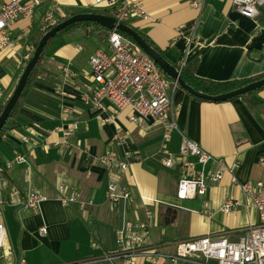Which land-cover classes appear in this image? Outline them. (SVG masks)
Here are the masks:
<instances>
[{
    "label": "crops",
    "instance_id": "crops-1",
    "mask_svg": "<svg viewBox=\"0 0 264 264\" xmlns=\"http://www.w3.org/2000/svg\"><path fill=\"white\" fill-rule=\"evenodd\" d=\"M76 1L45 0L35 8L34 17L39 20L51 9L73 13L79 7ZM132 1L143 7L148 19L131 20L129 26L145 34L176 69L184 60L183 71L220 83L264 75V6L257 18L249 19L237 13L231 0ZM193 2H203L202 8L192 6ZM34 17L12 26L14 46L0 49L4 93L0 108L23 71L19 61L29 44ZM87 31L76 28L65 32V40H52L0 135V199L4 202L0 223L6 247L0 257L7 264L89 262L113 252L115 230L128 222L144 221L145 209L152 215L146 245L161 256L140 258L135 264H170L176 243L183 240L222 236L236 241L248 225L258 223V215L242 205L241 193L229 177L209 185L204 196L180 200L176 197L179 167L165 168L162 160L178 153L181 136H185L224 165L237 163L238 182L264 184V167L257 163L264 152V87L224 102L205 101L178 87L171 95L178 130L171 132L167 142L152 120L131 121L129 109L116 114L115 124H101L105 116L86 104L85 98L92 87L88 57L105 45L71 48L68 42L76 32L94 36L93 28ZM65 67L75 73L74 78L65 75ZM71 123L77 129L64 142L60 128ZM116 127L126 134L124 145L113 140ZM107 151L129 162L121 180L130 194L128 200L110 203L106 199L108 179L118 173L117 168L110 173L98 161ZM16 155L26 162L12 163ZM59 182L74 187L93 205L79 209L53 200ZM14 188L21 191L19 197L12 198ZM28 192L49 199L34 210L22 208L19 201ZM229 199L238 204L225 213L222 205ZM42 227L44 234H40ZM176 264L198 263L179 260Z\"/></svg>",
    "mask_w": 264,
    "mask_h": 264
},
{
    "label": "built area",
    "instance_id": "built-area-1",
    "mask_svg": "<svg viewBox=\"0 0 264 264\" xmlns=\"http://www.w3.org/2000/svg\"><path fill=\"white\" fill-rule=\"evenodd\" d=\"M45 0H0V49L12 48L14 41L10 28L15 21L30 20L35 15V8L41 6ZM234 9L241 16L255 19L264 6V0H231ZM94 8L109 13L117 23H126L134 19H148L143 7L132 0H91ZM192 6L202 8L203 2H193ZM41 32L52 27L58 21L54 11L46 10L39 18ZM81 50V47H78ZM32 56V50L26 47L19 61L25 66ZM89 81L91 90L85 103L96 110L101 118V124H115V116L122 109H129L131 121L152 120L162 129L164 141L170 139L172 131H177L175 121L176 111L172 105L171 95L178 88L175 80L169 79L157 64L150 59L133 41L111 30L105 48L96 49L88 57ZM181 61L178 70L184 67ZM69 78L75 73L64 68ZM4 93L0 87V98ZM67 112V110H64ZM100 117V116H99ZM62 138L65 141L77 129L76 123L68 127H61ZM113 140L118 145H124L126 134L120 127H116ZM129 157V154L126 153ZM98 161L110 173L113 168L118 169L116 175H111L106 185V199L110 203L128 200L130 194L121 186V180L128 170V161H119L110 151L98 157ZM23 156L16 155L12 163H25ZM257 163L264 167V152L258 157ZM216 164V168L210 165ZM165 168L174 165L179 167V179L176 187V197L180 200L204 196L209 185L221 182L227 175L230 184L237 187L242 196V205L253 208L258 215V223L248 225L243 234L231 241L226 237H200L183 240L176 243L175 252L170 257V264L177 261H189L198 264H264V184L257 182L240 183L234 175L237 163L230 166L215 160L196 143L185 136H181L178 153L167 154L162 160ZM210 166V167H209ZM209 167V168H208ZM21 191L14 188L12 198L19 197ZM49 199L38 192H28L23 195L19 205L22 208L34 210L39 203ZM53 200L62 205H74L85 209L93 205L92 201L83 199L74 187L59 182L55 187ZM4 202L0 199V207ZM238 203L229 199L222 205L225 213ZM204 209V213H206ZM145 220L128 222L115 230L116 249L103 254L92 261L66 262L57 264H95L105 261H122L123 264H135L137 259L146 257L157 258L161 255L148 249L146 245L147 230L151 222V212L145 209ZM46 229L42 227L40 234ZM5 228L0 223V250L6 251L4 243ZM94 245V244H93ZM23 263V261H22Z\"/></svg>",
    "mask_w": 264,
    "mask_h": 264
},
{
    "label": "water",
    "instance_id": "water-1",
    "mask_svg": "<svg viewBox=\"0 0 264 264\" xmlns=\"http://www.w3.org/2000/svg\"><path fill=\"white\" fill-rule=\"evenodd\" d=\"M79 22H93L108 31L115 29L125 34L138 47H140L141 50L150 59H152L157 64V66L169 79L175 80L178 84V87L187 91L193 97L200 98L202 100L209 102H224L231 100L235 97H239L247 93L254 92L264 87V77H263L259 80L248 83L245 86L218 95H207L202 92L196 91L182 80L179 70L176 69L174 66L170 65L167 61H165L162 58V56L156 50H154L132 27L124 23H117V21L113 17L108 15L99 14V13H77L69 16L65 20L54 25L51 29L45 32L38 41L37 46L33 51L31 58L25 64L12 94L4 104L3 109L0 113V131L5 125L7 119L9 118L11 111L18 103L22 95V92L27 84L28 78L30 77L35 65L37 64V62L39 61L42 55L44 47L61 30L65 29L66 27L72 24Z\"/></svg>",
    "mask_w": 264,
    "mask_h": 264
},
{
    "label": "trees",
    "instance_id": "trees-1",
    "mask_svg": "<svg viewBox=\"0 0 264 264\" xmlns=\"http://www.w3.org/2000/svg\"><path fill=\"white\" fill-rule=\"evenodd\" d=\"M102 14L104 15H108L109 16V13L107 12H103ZM71 15H74V14H70V15H67V16H63L61 17L60 19H58V21L56 22V24L60 23L61 21L65 20L66 18H68L69 16ZM55 24V25H56ZM126 25L129 26V23L126 22L124 23ZM54 26V25H53ZM52 26V27H53ZM52 27L48 28L47 30L43 31L40 33L39 37H38V40L36 41V43L34 44L33 46V51L35 50L36 46H37V43L38 41L40 40V38L42 37V35L47 32L49 29H51ZM76 28H85V30H87L86 28H93L95 31H96V34L97 36L99 37V40L101 41V43L103 45L106 44V40H107V37L110 33V31L104 29L103 27L99 26L98 24L96 23H93V22H79V23H75V24H72L68 27H66L65 29L61 30L59 33H62V32H68V31H71L73 29H76ZM119 34H121L122 36L128 38L129 40H131L128 36H126L125 34L119 32L118 30H116ZM154 50H156V48L153 46L152 42L150 41V39L143 33L135 30ZM59 33H57L55 36H57ZM54 36V37H55ZM53 37V38H54ZM132 41V40H131ZM47 46V45H46ZM46 46L44 47L43 49V52H42V55L39 59V61L37 62V64L35 65L30 77L28 78V81H27V84L22 92V95L21 97L24 95V93L26 92V89L28 88L31 80H32V77L34 76V73L36 71V68L38 67L41 59H42V56L44 54V51H45V48ZM32 51V53H33ZM157 51V50H156ZM180 76L182 78V80L187 84L189 85L190 87H192L194 90L196 91H199V92H202L204 94H207V95H218V94H222V93H225V92H229V91H232V90H235L239 87H242V86H245L246 84L248 83H251L261 77H263L264 75H261V76H257L255 78H252V79H244V80H234V81H229V82H213V81H207V80H203V79H199V78H196L195 76H193L191 73H187L186 71H183V69L181 70L180 72ZM249 94V93H247ZM246 94V95H247ZM20 97V99H21ZM240 97V96H239ZM242 97V96H241ZM236 98V97H235ZM20 99L18 101V103L15 105V107L13 108V110L11 111L10 115H9V118L7 119L5 125L3 126L2 130L0 131V135L2 133V131L5 129L6 125L8 124L9 120L14 116L16 110H17V107H18V104L20 102ZM232 100V99H231ZM4 106V105H3ZM3 106L0 108V113L3 109Z\"/></svg>",
    "mask_w": 264,
    "mask_h": 264
},
{
    "label": "rangeland",
    "instance_id": "rangeland-1",
    "mask_svg": "<svg viewBox=\"0 0 264 264\" xmlns=\"http://www.w3.org/2000/svg\"><path fill=\"white\" fill-rule=\"evenodd\" d=\"M77 5L76 6H79V7H75L73 9V13L69 10V11H66V12H60V11H56V13H54L57 17V19H60L61 17L63 16H67V15H70V14H77V13H99V14H102L103 13V10L102 9H98V8H94L92 6V3H91V0H77ZM66 14V15H64ZM21 21H15V23H13V27H18L20 26ZM19 23V24H18ZM32 23L34 24V28L31 30V35L29 37V44H28V47L32 50L34 44L36 43V41L38 40V37L41 33L40 29L38 28L39 27V21L37 19V17H34L33 19V22H31V25ZM31 29V26L29 27V30ZM85 29V28H83ZM88 30H91V28H86ZM86 32H88L87 30H85ZM77 34H73L69 39H68V42L70 43L71 45V48L73 47H76V45L80 44V46H87L88 48L90 47H94V44L95 43H99L101 44V41L99 40V37L97 36L96 34V31L94 32V36L93 35H83L81 34V32H76ZM67 37V34L65 32H62V33H59L57 36H55L54 38H52L45 49H47V47L50 45V43L52 42V40H54V43L59 40V39H62V40H65ZM33 51V50H32ZM0 264H7V261L2 257H0Z\"/></svg>",
    "mask_w": 264,
    "mask_h": 264
}]
</instances>
